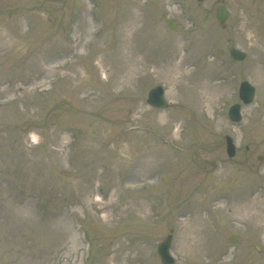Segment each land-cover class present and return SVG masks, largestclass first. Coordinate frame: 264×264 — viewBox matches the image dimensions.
Listing matches in <instances>:
<instances>
[{
  "label": "rangeland",
  "instance_id": "rangeland-1",
  "mask_svg": "<svg viewBox=\"0 0 264 264\" xmlns=\"http://www.w3.org/2000/svg\"><path fill=\"white\" fill-rule=\"evenodd\" d=\"M218 1L0 0V264H264V0Z\"/></svg>",
  "mask_w": 264,
  "mask_h": 264
},
{
  "label": "water",
  "instance_id": "water-1",
  "mask_svg": "<svg viewBox=\"0 0 264 264\" xmlns=\"http://www.w3.org/2000/svg\"><path fill=\"white\" fill-rule=\"evenodd\" d=\"M217 11H218L217 19L222 25L225 24L226 22L225 20H227L228 18V12L226 11L225 7L222 6ZM229 52L232 58L237 61H241L246 58V54L241 51H238L237 49L232 48ZM253 91H254L253 87H251L248 83H243L241 86V91H240L241 98L246 103H249L253 99V96H254ZM148 97H149L148 103L153 105L154 107H165V106L167 107L168 105L164 99V90L162 87H157L153 89L150 92ZM239 112H240V106H238L237 104L236 106H233L231 108L230 117L234 121H240L241 114ZM231 143H232V140L228 138V153L230 156H234L235 148L233 144ZM232 241L234 242L235 240H232ZM171 243H172V237L170 235L159 245L158 252H159V255L161 257V261L163 264H174L175 262L174 259H172V256L170 254Z\"/></svg>",
  "mask_w": 264,
  "mask_h": 264
},
{
  "label": "bare ground",
  "instance_id": "bare-ground-1",
  "mask_svg": "<svg viewBox=\"0 0 264 264\" xmlns=\"http://www.w3.org/2000/svg\"><path fill=\"white\" fill-rule=\"evenodd\" d=\"M134 55H136V51H133V52H131L130 53V58L132 59V61H134ZM186 56V55H185ZM176 58L177 57H175V56H173L170 60L171 61H166V60H164L165 61V65H162V72L164 73L165 72V70H167L168 68L171 70V71H173L174 73H176L175 74V76H170L169 78H168V80H170V79H172V78H174V80L173 81H175L176 82V78H177V80L178 81H185L192 73L190 72V73H186V67H187V63L189 62L188 61V59H187V57H184L183 56V59L180 61V62H178V63H175V60H176ZM182 86V85H181ZM214 87V86H213ZM198 88V87H197ZM201 89H202V91H204L205 93H204V95L203 96H197L196 97V94H195V98H194V103H195V100H197L196 101V103H195V105L196 106H201V98H204V99H206L207 100V107H208V110H212V108H213V106H212V104H214L215 103V101H214V98L213 97H211V96H208L207 97V95H208V91H210V90H212V87L210 86V83H209V85L206 83L204 86H202L201 87ZM189 92H187V94H188ZM186 95V94H185ZM200 95H202V93L200 94ZM188 97V95H186V98ZM187 99H189L190 101H191V99L188 97Z\"/></svg>",
  "mask_w": 264,
  "mask_h": 264
}]
</instances>
